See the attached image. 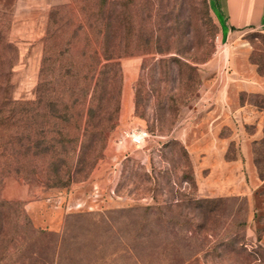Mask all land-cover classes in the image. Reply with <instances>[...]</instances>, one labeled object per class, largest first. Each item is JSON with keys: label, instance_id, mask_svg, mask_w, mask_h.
I'll use <instances>...</instances> for the list:
<instances>
[{"label": "rangeland", "instance_id": "obj_1", "mask_svg": "<svg viewBox=\"0 0 264 264\" xmlns=\"http://www.w3.org/2000/svg\"><path fill=\"white\" fill-rule=\"evenodd\" d=\"M116 1L118 9L129 7L135 14L134 25L153 26L157 20L163 21L168 28L166 34L170 29L177 33L179 44L174 45L185 56L190 57L194 47L210 43L209 57L197 63L200 82L180 107L172 127L158 133L151 129L150 121L135 112L134 87L144 55L120 56L122 92L118 122L89 175L67 186L30 184L14 175L4 177L1 195L21 200L32 225L44 229L46 234L27 242L18 239L15 254L9 257L11 251H4L0 264H262L258 258L248 256L247 249L257 243L256 229L264 228V182L255 187L250 183L248 161L242 151L249 148L250 162L254 163L253 149L264 153V144L244 141L243 134L252 131L253 126L244 122L243 117L239 119L236 109L239 102L264 104V96L233 90L228 99L221 97L219 102L228 116L213 122L210 119L206 109L212 107V98L208 92L200 93L209 89L218 68L205 62L226 46L227 37L222 34L209 0ZM113 2L0 0V92L5 93L6 89L10 96L19 99L34 96L54 7L64 14L72 8L79 13L81 7L87 13L91 9L105 15ZM149 10L152 15L145 16ZM56 25L60 21L53 27ZM242 37L249 42L252 56L264 70V32L248 29ZM222 61L225 63L224 57ZM149 111L148 107V114ZM141 131L145 134L136 141L133 136ZM170 138L178 139L186 148L196 182L190 188L185 183H175L176 177L172 175L173 191L224 200L202 205L186 198L175 201L165 189L157 193L156 200L151 192L142 196L128 194L129 183L117 187L122 161L127 156L148 171L152 163L171 166L159 151ZM176 157V153H168L167 159L176 163ZM204 221L208 225L205 228L201 227ZM259 234L261 238L264 235L261 231ZM223 235L240 240L232 245L242 249L226 250L219 241ZM260 242L264 247V241Z\"/></svg>", "mask_w": 264, "mask_h": 264}, {"label": "trees", "instance_id": "obj_2", "mask_svg": "<svg viewBox=\"0 0 264 264\" xmlns=\"http://www.w3.org/2000/svg\"><path fill=\"white\" fill-rule=\"evenodd\" d=\"M113 3L105 15L91 9L89 14L81 7L79 13L72 8L64 14L54 7L34 96L19 99L10 96L6 89L5 93L0 92V259L4 251H11L9 257L15 254L18 239L27 242L46 234L44 229L32 225L21 200L1 195L4 177L14 175L30 184L67 186L89 175L118 122L122 92L120 56L144 55L134 87L135 112L150 121L151 129L158 133L172 127L180 107L200 82L197 63L209 57L210 43L194 47L190 57L185 56L174 45L179 44L177 33L170 29L166 34L168 28L163 21L157 20L153 26L134 25L135 14L130 8L118 9V2ZM147 15H152L150 10ZM57 20L60 25L53 27ZM249 59L264 74L252 51ZM252 103L264 107L263 103ZM252 142L264 144V126L262 137ZM159 151L171 166L158 167L152 163L148 171L127 156L122 161L117 187L129 183L128 194L142 196L151 192L154 199L165 189L175 201L186 198L199 205L224 200L173 191L172 175L176 177L175 183L196 186L189 154L176 138L164 141ZM168 153H176V163L167 159ZM253 161L259 178L264 180V153L254 148ZM205 222L201 227L208 226ZM258 229L257 243L247 249V255L263 264L264 247L259 231L264 233V228ZM237 240L230 235L219 239L226 250L239 251L242 246L232 245Z\"/></svg>", "mask_w": 264, "mask_h": 264}, {"label": "crops", "instance_id": "obj_3", "mask_svg": "<svg viewBox=\"0 0 264 264\" xmlns=\"http://www.w3.org/2000/svg\"><path fill=\"white\" fill-rule=\"evenodd\" d=\"M212 13L220 24L222 34L227 38L226 46L219 51L218 55L205 62L209 66H217L218 70L211 78L209 89L201 91L208 92L212 107L206 109L212 122L218 117H227L225 108L220 107L221 97L228 99L233 90H244L264 94V74L257 71L256 64L251 62L249 55L251 45L242 37L248 29L259 28L264 32V0H209ZM221 54H224L225 63ZM206 107V106H205ZM239 119L252 124L253 130L246 131L243 139L251 142L263 135L264 107H257L253 103L239 102L236 109ZM247 111V112H246ZM213 112V113H212ZM247 114V116H246ZM247 158L246 172L250 183L255 186L262 184L257 174L256 166L250 162L251 154L249 148L242 151ZM264 241V235L261 238Z\"/></svg>", "mask_w": 264, "mask_h": 264}, {"label": "built area", "instance_id": "obj_4", "mask_svg": "<svg viewBox=\"0 0 264 264\" xmlns=\"http://www.w3.org/2000/svg\"><path fill=\"white\" fill-rule=\"evenodd\" d=\"M145 134V131H141L140 133H136L133 137L136 141H139V139L141 138V136Z\"/></svg>", "mask_w": 264, "mask_h": 264}]
</instances>
